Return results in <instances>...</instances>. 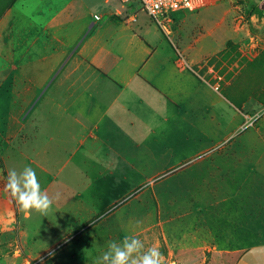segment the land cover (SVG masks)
Here are the masks:
<instances>
[{"label": "crops", "instance_id": "0c3cea01", "mask_svg": "<svg viewBox=\"0 0 264 264\" xmlns=\"http://www.w3.org/2000/svg\"><path fill=\"white\" fill-rule=\"evenodd\" d=\"M138 5L121 1L97 13L88 0L8 5L0 18V56L7 64L0 82V136L5 137L0 201L15 212L5 190L7 174L28 166L42 190L59 195L52 207L75 222L69 233L89 230L100 215L136 193L141 179L153 181L170 171L162 179L184 180L161 188L166 199L200 201L196 212L210 226L211 245L218 247L219 226L225 224L224 232H233L238 242L221 245L220 251L245 250L239 264L245 259L264 264V170H256L264 167V148L255 157L254 146H239L233 161L217 151L224 136L199 148L190 143L192 128L198 134L203 129L205 136L210 120V133L216 134L217 119L222 126L233 111L236 127L229 132L238 129L237 107L250 104L236 89L245 67L227 72L228 81L219 79L223 72L215 63L213 70L210 61L224 48L179 52L148 14L140 18L145 11ZM206 66L208 72H202ZM227 173L237 180H224ZM232 181L250 182L254 189L234 194ZM162 191L154 190L155 197ZM193 191L199 196L192 198Z\"/></svg>", "mask_w": 264, "mask_h": 264}, {"label": "rangeland", "instance_id": "374dc122", "mask_svg": "<svg viewBox=\"0 0 264 264\" xmlns=\"http://www.w3.org/2000/svg\"><path fill=\"white\" fill-rule=\"evenodd\" d=\"M11 1L0 0V18ZM88 1L93 13L110 10L114 3H121L120 0ZM140 9L143 10L142 6ZM146 15L144 12L140 18L147 17ZM142 20L140 19V22ZM166 24L169 33L158 25L174 40L175 48L179 52L186 49L226 50L217 61L216 57L211 61L213 64L211 68L215 63L216 71L223 72L224 77L219 79L224 78L223 81H228L231 75H227V72L233 71L234 67L237 69L245 67V74L236 78V89L240 98L252 106L250 104L245 108L236 106L239 113L238 129L233 133L229 132L236 127L234 111L232 120L224 119L222 126L217 119L216 134L210 133L208 126L213 123L207 120L205 136L203 129L199 134L196 129H191V146L199 148L204 144L209 145L224 136L217 147L224 160L234 161L240 154L239 146L247 144L254 146L256 150L254 156H259L260 150L264 148V0H194L189 9L174 13L171 22ZM236 40L242 41V45ZM180 58L184 66H189L181 53ZM207 70L208 66L203 67L202 72ZM6 74V59L0 56V82L4 80ZM4 141L5 137L0 136V153L5 146ZM189 154L192 158L197 156L193 150ZM252 161L247 160L249 164ZM180 170L182 169L176 168L173 171ZM256 170L261 172L264 167ZM153 171L154 169H150L149 172ZM169 172L153 181L141 179L143 183L136 193L118 202L110 212L106 211L100 215L95 220L97 223L94 221L89 230L78 229L69 233L75 222L72 218L59 217L53 207L46 217L32 213L31 219L27 220L16 207L14 211L18 220L13 224L15 212L12 214V208L0 201V264H94L95 259L106 250L109 241H120L124 235H134L141 239L144 243V252H147L149 247H158L165 257V264H178L175 260L178 249L202 248L220 251L233 242L237 243V237H234L233 232H224L227 229L224 224L222 227L219 226L218 230L221 232L217 238L220 245L218 244V247L211 245L215 243L213 233L208 229L210 226L205 227V223L196 212L200 202L198 199L185 201L166 199V194L161 188L175 180H178V185L181 186L184 180L162 179ZM228 179L237 180L231 177L230 173L224 177V180ZM195 184L198 186V183ZM210 185L214 187L213 183ZM228 186L234 194L254 189L250 182L248 185L233 182ZM156 189L162 191L159 193L160 199L155 197ZM196 195L199 196L196 191L191 193L192 198ZM236 201L240 204L238 200ZM190 212H196L194 218L190 216ZM24 228L26 231H22ZM185 229H189L188 232L191 233L189 240L184 236ZM241 264L256 263H249V260L245 259Z\"/></svg>", "mask_w": 264, "mask_h": 264}, {"label": "clouds", "instance_id": "9594fccd", "mask_svg": "<svg viewBox=\"0 0 264 264\" xmlns=\"http://www.w3.org/2000/svg\"><path fill=\"white\" fill-rule=\"evenodd\" d=\"M5 190L25 215L35 213L46 217L55 199L59 198L58 194L55 198L50 197L46 190L41 189L35 170L28 166L22 171H8ZM143 249L144 243L137 236L124 235L120 241H109L94 264H165V257L158 247H149L147 252Z\"/></svg>", "mask_w": 264, "mask_h": 264}, {"label": "trees", "instance_id": "16d2710c", "mask_svg": "<svg viewBox=\"0 0 264 264\" xmlns=\"http://www.w3.org/2000/svg\"><path fill=\"white\" fill-rule=\"evenodd\" d=\"M244 254L245 250L208 251L202 248L194 250L178 249L175 260L178 264H239Z\"/></svg>", "mask_w": 264, "mask_h": 264}, {"label": "built area", "instance_id": "2783aa9c", "mask_svg": "<svg viewBox=\"0 0 264 264\" xmlns=\"http://www.w3.org/2000/svg\"><path fill=\"white\" fill-rule=\"evenodd\" d=\"M122 2H139L144 11L154 19L167 33V22H171L173 14L189 9L194 0H121ZM99 18V17H98Z\"/></svg>", "mask_w": 264, "mask_h": 264}, {"label": "bare ground", "instance_id": "6f19581e", "mask_svg": "<svg viewBox=\"0 0 264 264\" xmlns=\"http://www.w3.org/2000/svg\"><path fill=\"white\" fill-rule=\"evenodd\" d=\"M46 159V158H45ZM50 163V162H49ZM45 164V163H44ZM46 164H48V163H46Z\"/></svg>", "mask_w": 264, "mask_h": 264}]
</instances>
